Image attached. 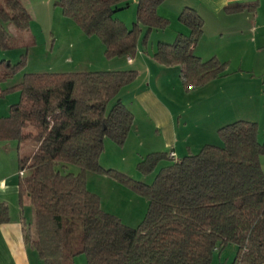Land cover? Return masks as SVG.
<instances>
[{
    "label": "trees",
    "instance_id": "trees-1",
    "mask_svg": "<svg viewBox=\"0 0 264 264\" xmlns=\"http://www.w3.org/2000/svg\"><path fill=\"white\" fill-rule=\"evenodd\" d=\"M164 1L138 0L130 27L116 16L127 0H57L56 5L86 35L97 37L112 59L133 57L142 32L145 44L151 31L168 29L169 19L157 11ZM178 20L188 33H178L173 42L159 40L154 59L178 66L186 87L227 75V62L195 52L202 16L185 7ZM31 21L22 0H0V47L10 48L4 22L23 32ZM24 64V55L13 64L0 60V98L19 92L0 117V141L20 144L19 205L33 210L24 241L42 264H75L82 253L88 264H211L228 244L236 247L232 264H264V139L259 140L255 121L227 123L217 130L221 145L204 144L178 159L170 152L142 156L136 166L143 175L169 161L148 184L100 164L105 138L122 145L133 126V113L119 92L136 79V70L27 72L9 85ZM28 140L36 145L23 155L21 143ZM67 164L79 171L65 172L61 167ZM88 173L111 177L147 200L136 227L102 208L99 195L87 187ZM8 219L7 205L0 203V223Z\"/></svg>",
    "mask_w": 264,
    "mask_h": 264
},
{
    "label": "crops",
    "instance_id": "crops-1",
    "mask_svg": "<svg viewBox=\"0 0 264 264\" xmlns=\"http://www.w3.org/2000/svg\"><path fill=\"white\" fill-rule=\"evenodd\" d=\"M22 1L31 14L32 21L43 24L51 33L53 14L56 13L57 21L70 23L69 18L56 12L57 0ZM127 1L129 5L116 14L124 23L128 17L134 21L138 3V0ZM237 3L243 6L227 9L228 6ZM130 7H134L132 12H122ZM185 7L195 9L204 21L203 35L195 52L204 59L205 53L201 51L203 44L206 45L209 38H216L217 45L212 46L208 53L227 62L229 72L222 76L224 78H214L200 86L203 93L208 91L200 97L208 100L202 105V101L196 102V107L192 103L184 106L163 100L152 88L153 80L156 82L155 87L158 88L164 76L173 79L174 83L179 84L182 81L178 66H164L158 63L153 57V52L159 40L171 42L178 33H188V28L178 20L180 11ZM157 11L169 19L170 26L155 34L151 31L155 40H152L150 49L142 48L139 44L137 53L130 59L106 58L101 41L95 36H88L96 43L99 51L98 61L89 62L83 71L123 69L137 71L136 79L120 90L119 98L131 111L137 103L136 107L142 112L143 118L140 121L134 115L133 126L125 142L120 146L137 143L139 146H145V152H173L178 159L189 153H197L204 144H210L212 139L209 135L215 134L218 128L236 120L255 121L259 132L261 130L264 133V0H165ZM170 27H174L172 32L174 35L168 34ZM20 79L21 75L18 74L9 85ZM9 95L0 98V103H4L0 104V117L7 115L10 106L16 102L18 95L14 94L11 101H8L6 99ZM190 127L193 128L192 132H196V144L189 142ZM150 131L154 132L153 136L150 135ZM181 134L184 138L180 136ZM107 145L117 144L105 138V149ZM19 153L20 144L17 140L0 141V203L7 205L9 216L7 221L0 223V264H30L29 248L24 241V224L33 220V210L30 206L22 209L19 205ZM105 153L106 150L100 156L102 167L123 170L121 167L105 163L103 159ZM260 163L264 169V156L260 157ZM87 187L95 192L90 188L88 180ZM101 206L103 208V205ZM146 206L147 200L144 202V208H147ZM103 209L108 211L106 208ZM113 214L130 225L118 212ZM220 253L221 251L214 253L212 262L215 257L221 262Z\"/></svg>",
    "mask_w": 264,
    "mask_h": 264
},
{
    "label": "rangeland",
    "instance_id": "rangeland-1",
    "mask_svg": "<svg viewBox=\"0 0 264 264\" xmlns=\"http://www.w3.org/2000/svg\"><path fill=\"white\" fill-rule=\"evenodd\" d=\"M56 8V12L62 14L59 7ZM133 10L134 7H130L122 12H132ZM56 16V13L53 14L54 21L52 23V33L50 30L46 29L43 24L34 23L33 21H31L30 27L23 32H19L14 29V25L12 23L4 22L3 25L11 33V37L8 40V45L10 46V48L3 49L2 47H0V60L5 59L6 62H11L13 64L18 62L21 59V56L24 55L25 64L23 66V69L19 71V75L27 72L83 71L88 67L89 62L96 63L98 61L99 52L96 43L92 39H89L88 35H86L73 20L68 19L70 20V23H66L64 21L61 22L57 21ZM132 23V18L128 17L125 25L130 27L132 26ZM173 31L174 27H170V29L168 30V34L171 35ZM156 32L161 31L155 30L152 31V34H155ZM143 34L144 33H142V36L140 37V45L142 46V48L146 47L150 49L151 42L155 39H153L152 34L149 33L144 44L142 42ZM175 38L176 36L172 38L171 42H173ZM217 43L218 40L213 37L209 38L206 45L203 44L201 51L202 53H205L203 54L205 55L203 56L204 59L212 56L208 52H210L212 50L211 47L217 45ZM160 81V86H158V88H156L154 85L156 83L155 80H153V82L151 81L153 84L152 88L161 99H165L173 104H181L186 106V104L192 103L194 104V107H196V102L202 101V105L208 100L200 97L208 93V91H205L203 93L200 89V86L186 87L182 81L179 84L174 83L173 79L167 76H164ZM220 84L222 83L220 82ZM8 94L10 95L6 100L11 101L12 96L15 94L16 96L18 95L15 101H18L19 92L12 91ZM136 105L137 103L134 105L135 108H133L132 113L133 116L136 115V118L141 121V119L143 118V114L141 111H139ZM199 105L200 103L198 104V106ZM189 130V142L192 144H196V132H192V127H190ZM217 130L215 134L209 135V137H211L212 139L209 142L210 144L221 145L222 141L218 135ZM150 135L153 136L154 132L150 131ZM180 136L182 137L183 134H181ZM262 139H264V133H262V131L260 130L259 140ZM145 143L147 144V142ZM35 145L36 143L33 140L22 142L21 151L23 155H29L34 149ZM105 150L106 153L103 155L105 163H108V165L121 167L123 170L119 171L124 172L138 180L144 179L148 184L153 181L157 170H159L161 166L166 165L169 162L168 160H163L157 166L156 171L148 175H143L140 171H138L136 164L138 162V158H141V155L144 156L148 154V152H145L144 145L139 146L137 143H135V145L127 144L125 147L120 145H107L106 149L104 147L103 152ZM61 168L65 172L77 173L79 171V168L73 164H67L65 167ZM87 180L90 188L94 189L93 191H95V193H98L103 208L108 209V211L112 213L118 212L120 215H122V217H124L123 219L126 222L130 223L129 226L136 227L143 219L146 212V208H144V202H146V199L144 197L135 194L128 188L122 186L120 183H117V181L115 180L113 181L111 177H108L106 175L89 173L86 174V181ZM235 253L236 247L233 244H228L220 253L222 257L221 262L217 260V257H215L214 261L211 262L212 264H225V260L227 258L226 264H232ZM217 254L218 253H216L215 255L217 256ZM28 259L30 264H42V261L38 257L37 252L31 248L28 249ZM74 261L75 264H88L83 253L78 254L75 257Z\"/></svg>",
    "mask_w": 264,
    "mask_h": 264
},
{
    "label": "built area",
    "instance_id": "built-area-1",
    "mask_svg": "<svg viewBox=\"0 0 264 264\" xmlns=\"http://www.w3.org/2000/svg\"><path fill=\"white\" fill-rule=\"evenodd\" d=\"M169 156H170V157H174L175 155H174L173 152H170V153H169Z\"/></svg>",
    "mask_w": 264,
    "mask_h": 264
},
{
    "label": "water",
    "instance_id": "water-1",
    "mask_svg": "<svg viewBox=\"0 0 264 264\" xmlns=\"http://www.w3.org/2000/svg\"><path fill=\"white\" fill-rule=\"evenodd\" d=\"M9 62H7V64H8Z\"/></svg>",
    "mask_w": 264,
    "mask_h": 264
}]
</instances>
